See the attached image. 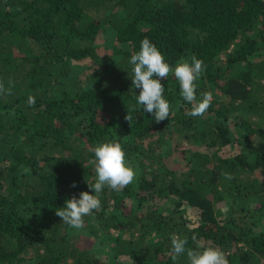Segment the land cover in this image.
Instances as JSON below:
<instances>
[{"label":"trees","instance_id":"16d2710c","mask_svg":"<svg viewBox=\"0 0 264 264\" xmlns=\"http://www.w3.org/2000/svg\"><path fill=\"white\" fill-rule=\"evenodd\" d=\"M107 25L122 47L102 62ZM145 37L172 67L203 60L197 100L212 93L203 116L187 115L174 73L161 81L169 119L156 123L137 104L129 61ZM88 58L98 64L89 87L77 79L59 96L47 92L56 69L67 76L70 61ZM0 80L14 85L0 95V264H114L79 246V229L56 215L72 195L94 194L93 149L106 138L121 143L136 178L120 191L105 186L84 229L97 237L104 228L115 256L188 264L186 255L171 259L175 234L189 248H221L229 264L264 263V0H0ZM172 128L204 151L190 150L181 168L163 161L171 152L150 166L139 159L155 160ZM233 142L242 151L222 155Z\"/></svg>","mask_w":264,"mask_h":264},{"label":"clouds","instance_id":"9594fccd","mask_svg":"<svg viewBox=\"0 0 264 264\" xmlns=\"http://www.w3.org/2000/svg\"><path fill=\"white\" fill-rule=\"evenodd\" d=\"M129 63L133 66L132 85L139 89L137 104L143 110L154 116L155 122L160 123L169 119L172 115V106L165 98L164 84L170 73H174L175 79L179 82L180 94L184 101L191 104V110L187 115L192 117L203 116L212 103V93L204 92L197 100L196 81L205 70L203 60L192 55L190 60L181 57L176 65L172 67L165 61L164 55L157 46L145 37L140 44V48L131 55ZM14 85L9 82L6 88L0 80V95H11ZM27 103L31 106L35 104V97L28 96ZM126 120L131 122V116L126 115ZM95 157L96 180L88 183L90 189H94V194L89 191H81L79 197H72L65 202V206L56 209V215L62 218V222L74 229L84 227V217L92 214L94 210L101 207L100 194L105 186L120 191L131 184L136 178V170L126 161L124 149L118 141L105 139L98 142L93 149ZM226 178L231 179V175L224 173ZM75 187V182H73ZM194 241L196 237L192 238ZM187 237H180L173 234L171 236L172 256L176 261L180 256L186 255L188 264H229L225 252L213 245H197L196 248L187 247Z\"/></svg>","mask_w":264,"mask_h":264},{"label":"rangeland","instance_id":"374dc122","mask_svg":"<svg viewBox=\"0 0 264 264\" xmlns=\"http://www.w3.org/2000/svg\"><path fill=\"white\" fill-rule=\"evenodd\" d=\"M105 28H106V32L102 33L98 40V45L102 56L101 57L102 62H108L109 60H111L113 47L115 45L122 47V44L119 41H117L115 34H113L110 25L105 26ZM221 58L225 60L226 59L225 54H222ZM68 66L70 69V73L64 77L62 76L61 69L55 70V75L52 77L53 82L50 83L48 86H46L47 92L49 94L53 96H59V94L64 88H76L75 86L77 85V79H81L84 88L89 87L91 85V82L88 81L85 82L87 80V74L93 73L95 68H98V64H96V62L90 58L81 61L72 60L69 62ZM238 70L239 68L236 67L235 65L232 71L233 73H237ZM216 96L219 97L218 99L224 105L227 104L228 98L226 95L217 92ZM232 115H235L234 112H231V117ZM230 128L235 133L237 132L234 129V125L231 120H230ZM198 149L204 151L205 148L200 143L197 144V142L196 144L189 143L184 138L182 132H180L177 128H172L170 131V136L167 138L166 142L162 143L156 149V152L153 155L155 157L156 156L158 157L161 155H166L168 152H171L172 156L168 157L163 161H165L166 164H168L171 168H181L187 164V158L190 155L189 151L191 150L192 153L196 150L198 151ZM241 151H242V147L238 143L233 142L222 148L220 150V153L224 156H231L240 153ZM157 157L154 160L152 155L148 156V152H147L145 156L142 155L139 157V159L143 160V162L146 165L150 166L151 163L157 162V164H159V162L162 161L163 157L160 160H158ZM128 163L132 165L131 162ZM258 179L264 180V176L262 175ZM128 204L132 206L135 205L132 204L131 201H128ZM225 211L227 212V209H225ZM189 216H191L194 219L198 218L196 210H192V209L189 211ZM79 231L81 234L80 236H82L78 240L79 246L87 249H93L94 252L95 251L97 252V255L101 259L105 261H109L114 264H135V261L131 260L127 256L114 255L115 253L111 249L112 241L109 239V235L105 232L104 228H101L100 233L97 237H95L93 233H90L89 232L90 230L87 232L84 229V227L82 229H79ZM113 233L115 232L113 231ZM203 244H204L203 242H200V245Z\"/></svg>","mask_w":264,"mask_h":264}]
</instances>
